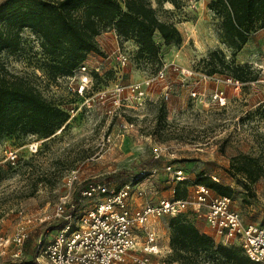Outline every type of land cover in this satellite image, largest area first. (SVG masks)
I'll return each mask as SVG.
<instances>
[{
  "label": "rangeland",
  "instance_id": "374dc122",
  "mask_svg": "<svg viewBox=\"0 0 264 264\" xmlns=\"http://www.w3.org/2000/svg\"><path fill=\"white\" fill-rule=\"evenodd\" d=\"M4 1L0 0V4ZM149 1L161 20L172 22L179 29L180 45L166 46L162 41L155 60L138 59L136 44L132 40L121 42L111 34L114 30L107 28L97 37L101 52L87 58L95 74V91L112 90L120 83L143 82L165 65L177 64L196 72L195 76H184L168 71L164 81H154L148 88L141 104L125 94L126 100L119 109L111 102L107 108L98 104L81 108L82 100L75 95L70 81L49 76L40 40L29 29L22 32L19 51L0 52V71L25 78L48 101L67 112L73 106L78 108L75 116L69 115L66 125L48 137L19 134L0 139V236L10 239L7 246L0 245V264H34L32 253L37 254L38 246L47 244L58 226L57 221L42 220L52 214L60 198L71 193L77 202L79 190L90 181L119 189L131 178L110 179L119 170L136 171L145 184L142 199L136 196L137 187L133 191L135 206L175 196L179 184L166 171L171 165L187 177L179 189L186 193V198L194 196L198 178L204 174L213 182L234 189L232 208L245 223L264 225V176L248 193L230 172L232 158L242 154L258 159L264 168V83L255 80V84L238 89L204 79L210 73L222 79L237 76L235 68L240 67L250 70L242 75L245 80H254L264 56V20L251 32L247 44L235 53L220 38L222 19L211 9L213 0ZM119 46L130 58L131 64L125 70L115 59ZM168 58L174 63H168ZM215 91L224 92L225 106L212 100ZM111 110L113 113H109ZM32 144H38L36 152L31 150ZM9 150L17 152L15 164L7 159ZM156 153L160 157L156 158ZM143 162L149 165L140 169ZM72 170L78 171V180L69 190L66 177ZM100 200L103 197L96 196L82 204L90 207ZM180 214L200 229L208 226L204 208L200 213L189 208L162 216L155 222L160 253H145L144 240H140L137 249L127 257V264H136L135 257L168 264L171 252L165 243L170 237L169 222ZM20 227L28 233L21 248L12 241ZM208 232L212 233L209 227Z\"/></svg>",
  "mask_w": 264,
  "mask_h": 264
},
{
  "label": "trees",
  "instance_id": "16d2710c",
  "mask_svg": "<svg viewBox=\"0 0 264 264\" xmlns=\"http://www.w3.org/2000/svg\"><path fill=\"white\" fill-rule=\"evenodd\" d=\"M211 9L222 19L220 38L235 53L247 44L251 32L264 20V0H213ZM107 28L113 29L121 42L132 40L138 59L158 57L161 44L156 41V34L166 46L182 43L176 25L161 20L149 0H5L0 4V52L19 51L22 32L29 29L40 40L45 67L52 79L71 75L90 54L100 53L97 37ZM235 69L238 75L227 78L247 83L242 75L250 70ZM92 76L94 80V72ZM259 78L258 71L249 82ZM68 120L67 111L48 101L25 78L0 71V139L19 134L48 137ZM148 165L143 162L140 169ZM230 172L248 193L264 176L259 160L244 154L232 158ZM135 176L134 170H119L110 179ZM186 180L178 182L175 198H186V193L179 191ZM198 185L230 198L235 192L204 174L198 178ZM169 229L168 264H261L252 261L240 246L217 243L212 235L201 231L182 214L170 219ZM35 254L31 256L33 261Z\"/></svg>",
  "mask_w": 264,
  "mask_h": 264
},
{
  "label": "built area",
  "instance_id": "2783aa9c",
  "mask_svg": "<svg viewBox=\"0 0 264 264\" xmlns=\"http://www.w3.org/2000/svg\"><path fill=\"white\" fill-rule=\"evenodd\" d=\"M116 37L119 39L117 35ZM115 59L123 70L131 64L128 54L120 46L116 49ZM168 71L184 76L196 75L191 69L171 64L163 66L154 76L147 77L143 82L129 85L120 83L112 90L95 91L93 71L86 61L71 75L63 78L70 81V87L75 95L82 100L81 108H90L94 104L107 108L111 102L115 109H119L126 100L125 94H129L141 104L146 98L148 88L154 81H164ZM258 71L260 78L257 82L264 83V56L258 65ZM204 79L231 84L238 89L255 84V82L244 83L234 78L222 79L217 75H204ZM165 89L164 94L167 99L169 92L167 87ZM192 94L196 96V92ZM212 100L219 106L227 104V97L223 91H215ZM77 112V106L68 110L70 116H75ZM37 149L38 144L31 145L33 152ZM17 157L16 151L7 152V159L12 164H15ZM155 157H160V153H156ZM166 171L173 174L177 182L187 179L182 170H175L171 165L166 167ZM140 178L141 176L138 175L131 177L119 189H113L105 182L90 181L79 190L77 202L71 193L61 197L54 206L52 214L42 220L57 221L58 226L47 244L38 246L34 264H127V257L137 249L140 240H144L145 253L158 254L161 246L158 245L159 234L155 222L162 216L181 213L189 208L196 213H200L202 208L205 209L208 227L212 230V236L217 243L240 246L252 261L264 264V225L245 223L240 213L232 208V198L213 194L208 187L198 185L192 197L184 199H177L174 196L163 197L159 200L140 202L135 206V194L133 195L135 187L138 189L136 196L139 199L146 194L145 184L140 182ZM77 180L78 171L72 170L66 177L67 188L72 189ZM96 196H102L103 200L90 207L83 206L84 200ZM27 237L26 228L20 227L12 241L21 248ZM9 242L10 239L0 236V245L7 246ZM134 263L167 264L152 263L149 257H135Z\"/></svg>",
  "mask_w": 264,
  "mask_h": 264
},
{
  "label": "crops",
  "instance_id": "0c3cea01",
  "mask_svg": "<svg viewBox=\"0 0 264 264\" xmlns=\"http://www.w3.org/2000/svg\"><path fill=\"white\" fill-rule=\"evenodd\" d=\"M112 30V29H111ZM113 33V35H116V32H114V31H112L111 32V34ZM155 39H156V41L158 42V43H162V41H161V37H160V35L159 34H156V36H155ZM97 42H98V44H99V47H102V45H100V42H99V40L97 39ZM104 46H105V44H103ZM169 60H168V63H174L173 61V59L172 58H168ZM157 227H158V225H157ZM199 228V227H198ZM158 229V228H157ZM200 229V228H199ZM210 229V228H209ZM201 231H203V232H205V233H207V234H210V235H212L213 234V232L212 233H209L208 232V226H206L204 229H200ZM211 230V229H210ZM212 231V230H211ZM166 245H165V248L168 250L169 249V237H168V239H167V241H166V243H165Z\"/></svg>",
  "mask_w": 264,
  "mask_h": 264
}]
</instances>
